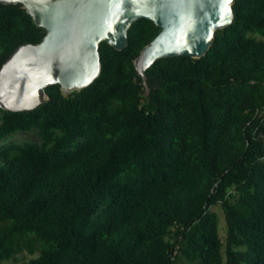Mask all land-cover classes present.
I'll list each match as a JSON object with an SVG mask.
<instances>
[{
  "label": "trees",
  "instance_id": "trees-1",
  "mask_svg": "<svg viewBox=\"0 0 264 264\" xmlns=\"http://www.w3.org/2000/svg\"><path fill=\"white\" fill-rule=\"evenodd\" d=\"M232 10L200 59H159L144 82L134 60L160 29L140 19L124 50L99 44L87 88L0 109V264H264V0ZM44 35L0 4V67Z\"/></svg>",
  "mask_w": 264,
  "mask_h": 264
},
{
  "label": "water",
  "instance_id": "water-1",
  "mask_svg": "<svg viewBox=\"0 0 264 264\" xmlns=\"http://www.w3.org/2000/svg\"><path fill=\"white\" fill-rule=\"evenodd\" d=\"M234 0H0L21 5L45 31L36 44L19 46L0 67V109L31 111L48 100L46 89L82 90L101 73L99 44L118 51L128 45V30L140 19L160 29L134 60L138 75L157 60L204 57L215 33L234 20Z\"/></svg>",
  "mask_w": 264,
  "mask_h": 264
},
{
  "label": "rangeland",
  "instance_id": "rangeland-1",
  "mask_svg": "<svg viewBox=\"0 0 264 264\" xmlns=\"http://www.w3.org/2000/svg\"><path fill=\"white\" fill-rule=\"evenodd\" d=\"M262 117H263L262 124L264 125V114L262 115ZM38 141H39V138H38L36 132L30 131V132L15 133V134L11 135L10 137H8L2 144H7L10 142L18 143V144H24L26 142H38ZM211 211L216 213V215L218 216L219 236H220L222 243L224 244L225 243V237H226V224H225V220H224L223 211L219 205L212 207ZM31 257H33V256H30L27 253H24V254L17 256L16 261H5V262H3V264H20L23 261H28Z\"/></svg>",
  "mask_w": 264,
  "mask_h": 264
},
{
  "label": "built area",
  "instance_id": "built-area-1",
  "mask_svg": "<svg viewBox=\"0 0 264 264\" xmlns=\"http://www.w3.org/2000/svg\"><path fill=\"white\" fill-rule=\"evenodd\" d=\"M263 114H264V113H262L261 116H262ZM262 119H263V117H262ZM261 123H262V120H261Z\"/></svg>",
  "mask_w": 264,
  "mask_h": 264
}]
</instances>
